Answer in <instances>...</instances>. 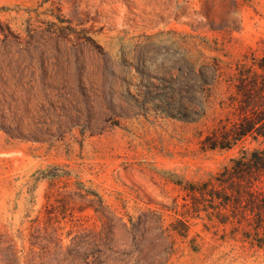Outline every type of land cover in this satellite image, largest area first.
Instances as JSON below:
<instances>
[{
    "label": "rangeland",
    "instance_id": "374dc122",
    "mask_svg": "<svg viewBox=\"0 0 264 264\" xmlns=\"http://www.w3.org/2000/svg\"><path fill=\"white\" fill-rule=\"evenodd\" d=\"M0 22L14 34L0 36V233L21 264L53 253L35 231L99 230L94 208L187 225L112 245L106 264H264V242L184 207L182 189L262 147L201 143L235 121L238 72H261L264 0H0Z\"/></svg>",
    "mask_w": 264,
    "mask_h": 264
},
{
    "label": "trees",
    "instance_id": "16d2710c",
    "mask_svg": "<svg viewBox=\"0 0 264 264\" xmlns=\"http://www.w3.org/2000/svg\"><path fill=\"white\" fill-rule=\"evenodd\" d=\"M2 42H8L14 34L7 24L0 22ZM260 73L238 72L235 94L238 104L236 119L220 130L213 131L202 140L203 150H226L232 145L250 137L262 144L252 150H242L222 167L213 178L201 182H188L182 187L185 193L184 207H190L195 214L204 213L221 226H231L234 231H242L247 239L264 242V60L259 64ZM185 117H189L186 114ZM187 119V118H186ZM95 214L103 220L99 230H82L64 244L61 235L43 238L40 232L31 235L30 246L40 250L50 249L53 253L43 264H106V252H112V245L157 246L168 240L171 232L183 236L186 222L178 220L182 228H163L162 221H152L149 215L142 214L135 221L124 222L114 216L108 218L104 212L94 208ZM71 234L67 233V237ZM129 254V253H127ZM149 256V255H145ZM138 261L146 262L144 258ZM15 243L0 233V264H21Z\"/></svg>",
    "mask_w": 264,
    "mask_h": 264
}]
</instances>
